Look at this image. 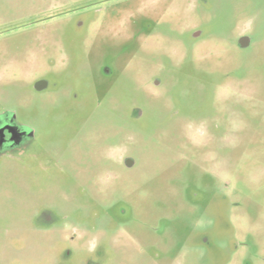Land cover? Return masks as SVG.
<instances>
[{
	"label": "rangeland",
	"instance_id": "374dc122",
	"mask_svg": "<svg viewBox=\"0 0 264 264\" xmlns=\"http://www.w3.org/2000/svg\"><path fill=\"white\" fill-rule=\"evenodd\" d=\"M8 112L0 264H264V0H0Z\"/></svg>",
	"mask_w": 264,
	"mask_h": 264
},
{
	"label": "flooded vegetation",
	"instance_id": "af4514ba",
	"mask_svg": "<svg viewBox=\"0 0 264 264\" xmlns=\"http://www.w3.org/2000/svg\"><path fill=\"white\" fill-rule=\"evenodd\" d=\"M196 35H199L198 32ZM238 42L241 47H247L252 43V40L246 34H241ZM105 72L111 73L110 68L106 67ZM35 83H37L36 88L38 90H44L51 85L50 81L45 77L38 78ZM29 135H31L30 128L17 124L12 119L11 112L0 116V152L5 149L10 150L24 147L30 137ZM129 161L131 159L125 156L124 163L129 167L133 166L134 161L132 160L133 162L131 161V163ZM260 251L264 252L263 248Z\"/></svg>",
	"mask_w": 264,
	"mask_h": 264
},
{
	"label": "clouds",
	"instance_id": "9594fccd",
	"mask_svg": "<svg viewBox=\"0 0 264 264\" xmlns=\"http://www.w3.org/2000/svg\"><path fill=\"white\" fill-rule=\"evenodd\" d=\"M94 248H95V244L93 243L92 245H90L89 250L91 251V250H93Z\"/></svg>",
	"mask_w": 264,
	"mask_h": 264
},
{
	"label": "water",
	"instance_id": "95a60500",
	"mask_svg": "<svg viewBox=\"0 0 264 264\" xmlns=\"http://www.w3.org/2000/svg\"><path fill=\"white\" fill-rule=\"evenodd\" d=\"M132 161V160H131ZM131 161H129L131 163ZM133 162V161H132Z\"/></svg>",
	"mask_w": 264,
	"mask_h": 264
}]
</instances>
